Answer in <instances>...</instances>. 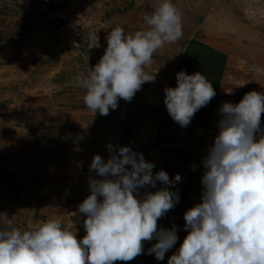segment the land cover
<instances>
[{
  "label": "rangeland",
  "instance_id": "1",
  "mask_svg": "<svg viewBox=\"0 0 264 264\" xmlns=\"http://www.w3.org/2000/svg\"><path fill=\"white\" fill-rule=\"evenodd\" d=\"M160 2L0 0V225L28 230L56 219L82 239L86 217L78 205L90 194L89 166L94 155L108 159L111 143L142 153L154 173L182 177L169 186L178 203L157 221L158 228L177 227L173 248L157 260L147 252L157 241H145L141 255L115 264H168L179 249L188 234L184 213L202 202V159L219 133L220 107L264 93V0H172L183 37L154 53L145 67L154 82L130 102L120 99L109 115H94L75 78L99 62L112 29H145L144 16ZM181 70L201 72L216 91L187 127L164 104V89L176 87ZM261 130L257 139L264 113ZM161 187L142 188L140 196Z\"/></svg>",
  "mask_w": 264,
  "mask_h": 264
},
{
  "label": "clouds",
  "instance_id": "2",
  "mask_svg": "<svg viewBox=\"0 0 264 264\" xmlns=\"http://www.w3.org/2000/svg\"><path fill=\"white\" fill-rule=\"evenodd\" d=\"M144 22L147 27L134 34L112 29L99 62L75 78L94 115H109L120 99L130 102L145 82H154L155 75L145 72L154 53L183 37L182 16L172 0H161ZM176 81V87H165L164 104L174 122L187 127L216 91L201 72L181 70ZM219 112V133L202 159V202L184 213L188 234L168 264H264V134L256 136L262 131L264 93L250 91L236 104L226 101ZM107 150V160L94 155L90 194L78 205L86 235L77 239L71 225L56 219L28 230L9 221L0 225V264H115L135 259L144 252L143 242L152 240L157 242L148 254L164 259L178 240L177 227L158 228L157 221L178 203V192L169 186L182 177L154 173L155 165L130 146L109 143ZM157 182L163 187L140 196V189L156 188Z\"/></svg>",
  "mask_w": 264,
  "mask_h": 264
},
{
  "label": "trees",
  "instance_id": "3",
  "mask_svg": "<svg viewBox=\"0 0 264 264\" xmlns=\"http://www.w3.org/2000/svg\"><path fill=\"white\" fill-rule=\"evenodd\" d=\"M218 62V61H217ZM219 63V62H218ZM123 142H127L126 140H124Z\"/></svg>",
  "mask_w": 264,
  "mask_h": 264
}]
</instances>
